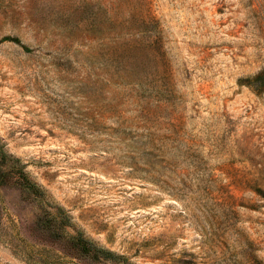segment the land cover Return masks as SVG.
<instances>
[{"label":"rangeland","instance_id":"1","mask_svg":"<svg viewBox=\"0 0 264 264\" xmlns=\"http://www.w3.org/2000/svg\"><path fill=\"white\" fill-rule=\"evenodd\" d=\"M263 72L264 0H0V264H264Z\"/></svg>","mask_w":264,"mask_h":264},{"label":"trees","instance_id":"2","mask_svg":"<svg viewBox=\"0 0 264 264\" xmlns=\"http://www.w3.org/2000/svg\"><path fill=\"white\" fill-rule=\"evenodd\" d=\"M7 40H10V41H13V42H16L17 43V39H10V38H7ZM264 77V72L262 73V74H260V75H258L256 78H255V80H257V79H261V78H263ZM12 162H14V164L17 162V160H13ZM21 170H22V168L20 167V166H16V171L17 172H20L21 173ZM27 186H28V188H30L31 190H32V192H35V193H37L38 195H41L42 193H41V191L37 188V186L35 185V184H33L32 182H27ZM88 244L90 245V243L88 242ZM100 253H106V252H104L103 250H98ZM107 255H108V257L109 258H115V256H113V255H111V254H108V253H106Z\"/></svg>","mask_w":264,"mask_h":264}]
</instances>
